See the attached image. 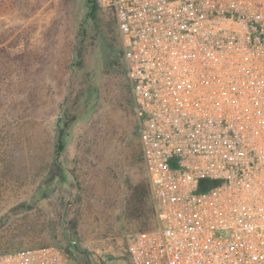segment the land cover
Wrapping results in <instances>:
<instances>
[{
  "label": "built area",
  "instance_id": "2783aa9c",
  "mask_svg": "<svg viewBox=\"0 0 264 264\" xmlns=\"http://www.w3.org/2000/svg\"><path fill=\"white\" fill-rule=\"evenodd\" d=\"M97 2L117 26L156 220L131 264H264V0Z\"/></svg>",
  "mask_w": 264,
  "mask_h": 264
},
{
  "label": "rangeland",
  "instance_id": "374dc122",
  "mask_svg": "<svg viewBox=\"0 0 264 264\" xmlns=\"http://www.w3.org/2000/svg\"><path fill=\"white\" fill-rule=\"evenodd\" d=\"M147 186L111 12L0 0V254L56 247L67 264H131L132 238L156 227Z\"/></svg>",
  "mask_w": 264,
  "mask_h": 264
},
{
  "label": "trees",
  "instance_id": "16d2710c",
  "mask_svg": "<svg viewBox=\"0 0 264 264\" xmlns=\"http://www.w3.org/2000/svg\"><path fill=\"white\" fill-rule=\"evenodd\" d=\"M87 1H88L90 4H93L95 0H87ZM59 135H60L59 149H61V148H62V140H61V138H62V135H63V131H62V130H60V134H59ZM202 189H204V188H202ZM145 194H147V195L149 196V198L152 197V196H151V193H150L149 184H148V186H147V189H146ZM136 198H138L139 203H141V195L139 194L138 197H136ZM150 209H151V213H152V215H153V217H154V220H155L154 210H153V200H151V207H150ZM139 210H140V209H139L138 207L135 208V211H139ZM155 222H156V220H155ZM68 247L72 250V252L75 251V250L77 249V247H76V242H75V240L73 239L72 236H70V237L68 238ZM73 253H74V252H73ZM3 254H5V252H2L0 255H3Z\"/></svg>",
  "mask_w": 264,
  "mask_h": 264
},
{
  "label": "crops",
  "instance_id": "0c3cea01",
  "mask_svg": "<svg viewBox=\"0 0 264 264\" xmlns=\"http://www.w3.org/2000/svg\"><path fill=\"white\" fill-rule=\"evenodd\" d=\"M122 262L124 263V261L122 260Z\"/></svg>",
  "mask_w": 264,
  "mask_h": 264
}]
</instances>
